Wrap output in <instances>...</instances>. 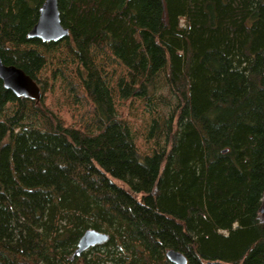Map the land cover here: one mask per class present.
I'll return each instance as SVG.
<instances>
[{
	"label": "trees",
	"instance_id": "1",
	"mask_svg": "<svg viewBox=\"0 0 264 264\" xmlns=\"http://www.w3.org/2000/svg\"><path fill=\"white\" fill-rule=\"evenodd\" d=\"M43 1L0 0L42 93L0 79V264H264V0H57L48 42Z\"/></svg>",
	"mask_w": 264,
	"mask_h": 264
},
{
	"label": "water",
	"instance_id": "2",
	"mask_svg": "<svg viewBox=\"0 0 264 264\" xmlns=\"http://www.w3.org/2000/svg\"><path fill=\"white\" fill-rule=\"evenodd\" d=\"M68 35V29L60 20L57 0H44L38 9L36 22L29 30V38H38L43 42L57 41ZM0 79L5 88L18 97L39 101L42 93L38 84L22 69L14 65H5L0 58ZM108 235L94 229H87L79 238L74 254L80 255L88 248L104 243ZM165 256L173 264H186L187 259L181 252L169 249Z\"/></svg>",
	"mask_w": 264,
	"mask_h": 264
},
{
	"label": "rangeland",
	"instance_id": "3",
	"mask_svg": "<svg viewBox=\"0 0 264 264\" xmlns=\"http://www.w3.org/2000/svg\"><path fill=\"white\" fill-rule=\"evenodd\" d=\"M60 90L57 88V89H54V95L53 94H49L46 98H47V100H46V103L52 108V109H54V110H56L57 109V105L59 106V104H61V101H60V103L58 102L59 100H61V95H60ZM66 119L67 120H69V118L68 117H66ZM141 120L140 119H138L135 123H134V125H135V127H138L139 126V128L141 129V125H143V124H141ZM142 131L140 130L139 131V133H138V135L141 133ZM141 145H142V142L140 143ZM142 147H146V145L143 143V145H142Z\"/></svg>",
	"mask_w": 264,
	"mask_h": 264
}]
</instances>
